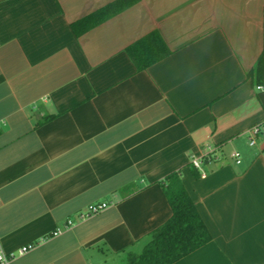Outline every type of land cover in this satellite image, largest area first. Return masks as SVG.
I'll use <instances>...</instances> for the list:
<instances>
[{
    "label": "crops",
    "instance_id": "0c3cea01",
    "mask_svg": "<svg viewBox=\"0 0 264 264\" xmlns=\"http://www.w3.org/2000/svg\"><path fill=\"white\" fill-rule=\"evenodd\" d=\"M111 1L0 0L1 249L128 263L171 216L160 181L179 171L211 238L171 264H264V132L249 144L264 0H137L74 33ZM152 31L169 52L138 68L128 48Z\"/></svg>",
    "mask_w": 264,
    "mask_h": 264
},
{
    "label": "trees",
    "instance_id": "16d2710c",
    "mask_svg": "<svg viewBox=\"0 0 264 264\" xmlns=\"http://www.w3.org/2000/svg\"><path fill=\"white\" fill-rule=\"evenodd\" d=\"M137 0H113L71 24L76 35L117 14ZM138 68H144L168 54L156 31H152L128 48ZM250 75L256 85H264V53L260 54ZM171 208V216L153 230L138 254H131L128 264H171L207 243L211 236L194 202L173 171L160 181Z\"/></svg>",
    "mask_w": 264,
    "mask_h": 264
},
{
    "label": "built area",
    "instance_id": "2783aa9c",
    "mask_svg": "<svg viewBox=\"0 0 264 264\" xmlns=\"http://www.w3.org/2000/svg\"><path fill=\"white\" fill-rule=\"evenodd\" d=\"M258 89L264 88V85H258ZM261 132H264V124H258L254 125L249 129V144L254 145L256 142V136L260 134ZM230 156L234 159L235 163H240V154L238 151L233 150L230 153ZM192 164L196 167H200V161L197 158H194L192 160ZM108 204L106 202H100V203H91L86 206V208L78 213V217L80 219H84L92 214H95L105 208ZM72 225V221L68 220L66 226ZM60 233V230H54L51 235L55 236ZM35 244L34 243H28L26 245L21 246L17 253H6L4 252L0 247V264H10L11 260L16 254H23L24 252L31 249Z\"/></svg>",
    "mask_w": 264,
    "mask_h": 264
},
{
    "label": "rangeland",
    "instance_id": "374dc122",
    "mask_svg": "<svg viewBox=\"0 0 264 264\" xmlns=\"http://www.w3.org/2000/svg\"><path fill=\"white\" fill-rule=\"evenodd\" d=\"M118 261V262H117ZM124 260H122V262H123ZM115 262H117V264H128V263H125V262H121L120 260H116Z\"/></svg>",
    "mask_w": 264,
    "mask_h": 264
}]
</instances>
